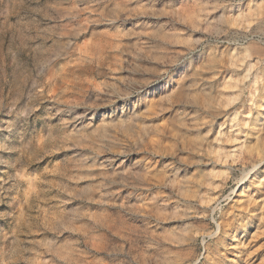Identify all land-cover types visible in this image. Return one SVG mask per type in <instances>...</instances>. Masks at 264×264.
Instances as JSON below:
<instances>
[{"label":"rangeland","instance_id":"rangeland-1","mask_svg":"<svg viewBox=\"0 0 264 264\" xmlns=\"http://www.w3.org/2000/svg\"><path fill=\"white\" fill-rule=\"evenodd\" d=\"M0 264H264V0H0Z\"/></svg>","mask_w":264,"mask_h":264}]
</instances>
